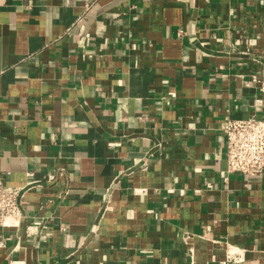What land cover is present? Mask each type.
Listing matches in <instances>:
<instances>
[{
  "label": "crops",
  "instance_id": "crops-1",
  "mask_svg": "<svg viewBox=\"0 0 264 264\" xmlns=\"http://www.w3.org/2000/svg\"><path fill=\"white\" fill-rule=\"evenodd\" d=\"M251 115L264 0H0V172L42 184L0 264H264L223 131Z\"/></svg>",
  "mask_w": 264,
  "mask_h": 264
},
{
  "label": "built area",
  "instance_id": "built-area-1",
  "mask_svg": "<svg viewBox=\"0 0 264 264\" xmlns=\"http://www.w3.org/2000/svg\"><path fill=\"white\" fill-rule=\"evenodd\" d=\"M259 101V99H258ZM227 138V171L238 172L245 176L264 173V116L248 117L227 116L223 125ZM33 177V171L27 172ZM65 169H58L48 175L52 182L66 177ZM10 172H0V227L17 228L24 218L25 192L34 186H42L36 181L16 186L8 183ZM228 179V177H225ZM65 194L67 193L65 189ZM236 258H228L219 264H231Z\"/></svg>",
  "mask_w": 264,
  "mask_h": 264
}]
</instances>
